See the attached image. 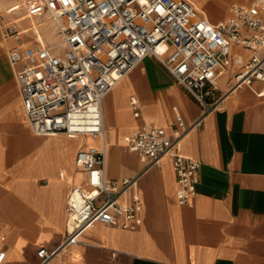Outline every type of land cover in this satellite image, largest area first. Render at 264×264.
<instances>
[{
	"label": "crops",
	"instance_id": "0c3cea01",
	"mask_svg": "<svg viewBox=\"0 0 264 264\" xmlns=\"http://www.w3.org/2000/svg\"><path fill=\"white\" fill-rule=\"evenodd\" d=\"M218 2L209 4L222 8ZM5 41L0 40V264H37L38 248H54L65 236L67 195L83 182L77 150L102 141L31 131L6 56L13 40ZM236 49L246 57V50ZM235 70L230 66L219 76L218 101L210 110L153 55L117 82L102 100L105 173L110 180L136 179L141 224L124 229L95 223L51 264H264L263 84L232 88ZM132 95L140 103L139 117L129 103ZM144 123L159 127L167 141L175 127L186 128L177 151L201 163L192 205L177 202L170 154L157 165L129 150L124 137Z\"/></svg>",
	"mask_w": 264,
	"mask_h": 264
},
{
	"label": "built area",
	"instance_id": "2783aa9c",
	"mask_svg": "<svg viewBox=\"0 0 264 264\" xmlns=\"http://www.w3.org/2000/svg\"><path fill=\"white\" fill-rule=\"evenodd\" d=\"M23 8L30 17L48 13L58 37L42 41L33 23L23 27L12 21L2 31L3 39L13 40L6 56L29 128L102 141L100 147L89 144L76 152L83 182L67 195L65 236L56 247L37 250V264H51L95 223L136 229L142 221L136 179L106 177V94L147 55L209 110L218 101L217 80L230 66L236 67L232 88L258 80L264 94V0L233 3L217 23L190 0H24ZM236 48L246 50V57ZM129 103L139 117L138 98L130 96ZM178 124L183 125L179 116ZM185 130L175 127L167 141L159 127L144 123L124 140L129 150L148 155L150 164L159 165L170 154L177 202L192 205L201 163L177 151ZM4 254L0 251V263Z\"/></svg>",
	"mask_w": 264,
	"mask_h": 264
},
{
	"label": "rangeland",
	"instance_id": "374dc122",
	"mask_svg": "<svg viewBox=\"0 0 264 264\" xmlns=\"http://www.w3.org/2000/svg\"><path fill=\"white\" fill-rule=\"evenodd\" d=\"M195 7L200 6V8L204 9L208 16H206L205 13L201 12L199 8L197 10L202 13L206 18L209 17L213 22L217 23V21H220L223 19V17L228 12V9L231 4L233 3H242L247 4L248 1H241V0H220V2L216 3V5L221 6L222 8V15L220 18L214 17L211 15L210 12V4L214 2V0H191ZM24 0H0V40H4L2 36V31L5 28V26L9 22H17L19 25L23 27H27L30 24H34L35 26H39V37L42 41L46 42H52L54 39L57 41V33L53 24L52 19L49 17L48 13H43L42 15L38 17H30L28 16L23 8ZM208 3V4H207ZM220 8V7H217ZM208 10V11H207ZM28 19V22L26 24H23V21H26ZM208 19V18H207ZM30 22V23H29ZM10 39H6L5 42H10Z\"/></svg>",
	"mask_w": 264,
	"mask_h": 264
},
{
	"label": "bare ground",
	"instance_id": "6f19581e",
	"mask_svg": "<svg viewBox=\"0 0 264 264\" xmlns=\"http://www.w3.org/2000/svg\"><path fill=\"white\" fill-rule=\"evenodd\" d=\"M197 8H199V10H201V12H203V13H205L206 14V16H208V13L204 10V9H202V8H200V6H197ZM198 11V10H197ZM208 11V10H207ZM199 12V11H198ZM210 12H211V15L212 16H214V17H217V18H220L221 17V15H222V9L221 8H210ZM200 13V12H199ZM201 15H203L202 13H200ZM209 20H210V22L211 23H213V21H211V19L209 18V17H207ZM10 40H11V38H9ZM4 40H6V39H4ZM52 42H56V39H54Z\"/></svg>",
	"mask_w": 264,
	"mask_h": 264
}]
</instances>
